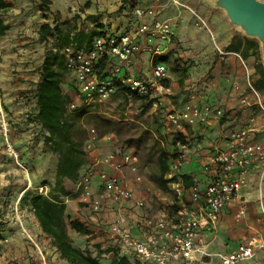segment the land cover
Wrapping results in <instances>:
<instances>
[{"label": "crops", "instance_id": "crops-1", "mask_svg": "<svg viewBox=\"0 0 264 264\" xmlns=\"http://www.w3.org/2000/svg\"><path fill=\"white\" fill-rule=\"evenodd\" d=\"M36 1L41 4L42 1H46L47 5H42L47 7V11H41L42 7L36 5ZM172 1L5 0L10 7L3 19L9 26V30L5 36L0 37V58L3 61L0 67V77L2 73L4 75L7 73L9 68L7 61L22 62L24 60L28 63L27 67L17 65L19 70L21 69L19 76H23L25 80L23 88H35L39 81L36 69L41 65L46 53L45 41H38V31L44 23L54 25L55 21L58 24L55 20L57 14L62 17V20L75 19L70 22L74 30L68 33L72 38L79 32L89 36L95 30L118 33L128 25L127 21L131 13L128 7L153 9L158 19L171 21L174 25L173 41L157 57L144 53L133 57L129 64V70L135 76H149L153 64L163 62L161 61L163 57L171 56L187 61L190 67L188 77L182 86L174 79V74H170L169 71L167 73L171 89L170 94L166 96V102L170 103V106L166 108L167 112L180 109L188 100V95L193 87L198 90L197 93L202 98V102L207 101L223 111L221 119L212 120L199 127L183 126L177 131L184 137L189 148L188 161L183 175L187 178L190 186L196 184L199 187H204L211 179L213 172L205 171L203 167L211 153L226 148L227 137L230 133L237 132L249 125L254 129L253 141L264 146V113L253 105L246 72L241 63L243 61L249 77L252 79L254 77V57L243 59L240 53H235L230 49L231 45H237L241 52L245 47V41L251 39L246 38L230 24L222 11L211 9L207 0H177L180 6L173 4ZM87 3L90 5L84 8L83 6ZM195 15L200 17L204 27L196 26ZM87 46V41H84L80 47ZM218 50L232 54L221 56ZM3 87L6 88V82ZM62 91L68 93L63 88ZM242 100H245L246 103L243 104ZM110 152L112 151L86 153V164L83 168L95 166V159L99 158L101 154ZM95 168L103 169L101 165H97ZM65 181L63 186H65ZM143 182L144 180L137 184L130 179L127 186L132 191L133 199L111 205L109 210L99 214H93L81 205L78 198L74 201L63 200L66 206V215L72 220H81L90 231V235L85 237L89 240L87 245L82 243L84 237L73 234L74 239L77 240L74 246L82 250L89 249L94 255L96 254L94 245L99 244L102 250L109 249L108 253L101 255V264H112L115 251L119 257H124L128 264H138L137 257L128 251L113 249L109 246L106 231L108 225L121 212L125 214L128 227L134 238L144 241L147 238V231L143 228L144 218L150 215L165 216L170 213L160 207L157 202L154 203L152 198H148L149 195ZM140 200L145 203L144 209H138L134 205L136 201ZM241 208L245 209V213L238 217ZM35 223L39 228L36 220ZM68 235L70 237V232ZM202 236L206 249L211 253L234 252L239 246L246 245L251 241L264 242V181H260L257 174H251L238 198L221 212L216 229L210 233L204 232ZM54 252L56 256H59L56 248H54ZM58 264L67 263L61 259ZM168 264L221 263L213 257L193 262L178 261ZM241 264H264V250L257 252L252 259Z\"/></svg>", "mask_w": 264, "mask_h": 264}, {"label": "built area", "instance_id": "built-area-1", "mask_svg": "<svg viewBox=\"0 0 264 264\" xmlns=\"http://www.w3.org/2000/svg\"><path fill=\"white\" fill-rule=\"evenodd\" d=\"M128 9L131 13L124 29L118 33L97 30L85 48L72 43L55 48L51 39L44 42L46 52L52 51L64 57L67 73L65 87L73 91L79 102V105L74 102L68 105L71 111L100 106L118 93L145 99L152 107L158 108L162 105V98L170 94V87L164 85L168 73L165 63L155 62L149 76H135L130 72L129 64L133 57L141 53L155 57L161 55L173 41L174 25L171 21L158 19L151 8L131 6ZM195 16L196 26L204 27L200 17ZM218 53L221 56L232 54L221 50ZM102 60H107L110 67L101 72L97 66ZM241 63L253 105L264 113V98L253 88L243 61ZM197 92L193 87L180 109L167 112V122L174 131L183 126H203L223 117L221 109L207 101L202 102ZM242 103L246 101L242 100ZM1 130L6 136L7 124L4 122ZM253 132L254 129L248 125L230 133L226 148L209 155L203 169L212 171L213 175L204 187L185 185L182 176L189 148L186 142L176 141L164 176L175 200L174 210L165 216L144 218L143 228L147 231L144 241L134 238L125 214L119 212L106 231L109 246L128 251L137 257L138 264L193 262L213 257L221 264H241L264 250V242L251 241L234 252L211 253L206 249L202 236L204 232L216 229L221 212L238 198L251 174H257L259 180L264 181V146L253 141ZM110 140V136L98 138L92 135L86 141V153L93 151L97 143ZM6 146L13 153L12 146L9 143ZM97 165L103 169H96ZM130 179L137 184L144 180L138 159L132 151L118 149L101 154L95 159V166L82 168L80 172L76 189L79 202L93 214H99L109 210L111 205L131 201L133 194L127 186ZM134 205L138 209L145 208L142 200ZM244 213L245 209L241 208L238 217Z\"/></svg>", "mask_w": 264, "mask_h": 264}, {"label": "rangeland", "instance_id": "rangeland-1", "mask_svg": "<svg viewBox=\"0 0 264 264\" xmlns=\"http://www.w3.org/2000/svg\"><path fill=\"white\" fill-rule=\"evenodd\" d=\"M172 3L180 6L177 0ZM35 4L42 7L41 11H47V7L39 1ZM89 5L87 3L83 7ZM55 20L58 22L61 36L74 30L70 22L75 19L62 20L57 14ZM175 59L179 58L164 57L163 62L168 71ZM254 61L262 64L260 48ZM1 63L3 61L0 58V67ZM7 63V73H2L0 77V264H58L61 259L54 252L52 240L40 232L29 208L19 204L26 190L39 194L52 190L57 156L51 152L50 146L45 144V133L35 122L34 88H23L25 80L23 76H19L21 69L19 70L17 65L27 67L28 63L24 60H10ZM182 67L180 63V69ZM169 73L173 74L170 71ZM179 78L178 74H174L177 83ZM66 79L67 74L62 88L68 91L72 102L79 105L73 91L65 87ZM4 82L6 88L3 87ZM166 99L167 97H164L162 105L154 108L145 99L118 93L100 106L89 107L76 113V117L82 114L79 120L81 128L77 129L78 132L74 136L84 132V137L88 140L94 134L97 136L103 129L109 131L106 136H110L111 140L97 143L93 151H117L121 150L122 146H125L123 150L132 151L144 176L143 185L148 198L160 204L165 211L172 212L175 208L174 197L167 186L158 181L160 153L165 152L168 156L172 154L177 134L166 119V108L170 106ZM70 111L68 109V112ZM3 122L7 124L6 136L1 130ZM8 143L12 146L13 153L7 150ZM85 145L84 150L88 151ZM65 180L63 187L67 195L63 194L62 199L74 201L78 198L76 189L79 180ZM73 234L70 231V239L75 245L77 240ZM88 241L85 237L82 239L84 245H87Z\"/></svg>", "mask_w": 264, "mask_h": 264}, {"label": "trees", "instance_id": "trees-1", "mask_svg": "<svg viewBox=\"0 0 264 264\" xmlns=\"http://www.w3.org/2000/svg\"><path fill=\"white\" fill-rule=\"evenodd\" d=\"M42 4L47 5L46 1H42ZM9 7L10 5L5 0H0V37L5 36L9 30V26L5 24L3 19ZM44 17L46 18V16ZM53 24L44 23L41 25L38 31V41L43 42L51 39L55 48H61L69 43L80 47L84 41H87V45H89L92 38L97 34V30H95L89 36L83 32H79L72 38L69 34L61 36L59 25L55 21ZM230 49L235 53H240L243 59L250 56L257 59L259 45L256 41L246 40L245 47L241 52H239L237 45H231ZM163 60L164 57L161 58V61ZM180 63L183 66L182 69H180ZM109 67L110 63L107 60H102L97 66L101 72ZM189 67L190 64L181 59H175L171 63L169 71L180 76L178 82L180 86L188 77ZM37 70L39 81L33 92L34 118L40 130L45 133V144L50 146L51 152L57 156L56 171L51 191L46 194H39L32 190H26L19 204L29 208L42 234L52 240L60 259L67 264H101V255L108 253L109 249L102 250L99 244L94 245V252H96L94 255L89 249L82 250L73 245L68 232L71 231L78 236L87 237L90 235V231L84 222L79 219L72 220L66 215V206L62 199L63 194L64 196L67 195L63 187V180H79L80 172L86 164L84 145L87 139L84 137L85 134L82 132L76 137L74 135L78 132L77 129L80 130L81 128L79 120L82 114L76 117V113L87 108L81 107L68 112V105L72 100L62 92V83L67 74L62 55L52 51L46 52ZM251 84L257 92L264 95V65L261 63L254 64V77L251 79ZM164 85L169 86L168 79L164 81ZM108 133L109 131L103 129L97 137L102 138ZM176 141L185 142V139L180 133H177L173 146ZM124 148L125 146L121 147L122 150ZM173 151L172 148V153ZM172 156L173 154L168 156L165 152H161L159 156L158 181L164 186L167 185L164 176L168 169V161ZM182 178L183 181H186V186L189 187L187 178L185 176ZM112 264H128V262L124 257H119L115 251Z\"/></svg>", "mask_w": 264, "mask_h": 264}, {"label": "water", "instance_id": "water-1", "mask_svg": "<svg viewBox=\"0 0 264 264\" xmlns=\"http://www.w3.org/2000/svg\"><path fill=\"white\" fill-rule=\"evenodd\" d=\"M213 10L222 11L246 38L259 44L264 65V0H207Z\"/></svg>", "mask_w": 264, "mask_h": 264}]
</instances>
